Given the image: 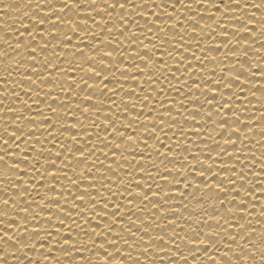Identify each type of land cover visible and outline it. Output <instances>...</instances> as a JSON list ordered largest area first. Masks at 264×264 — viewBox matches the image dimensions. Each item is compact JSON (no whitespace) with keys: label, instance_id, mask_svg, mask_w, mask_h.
Returning a JSON list of instances; mask_svg holds the SVG:
<instances>
[{"label":"snow or ice","instance_id":"obj_1","mask_svg":"<svg viewBox=\"0 0 264 264\" xmlns=\"http://www.w3.org/2000/svg\"><path fill=\"white\" fill-rule=\"evenodd\" d=\"M8 10L0 264H264V0Z\"/></svg>","mask_w":264,"mask_h":264},{"label":"bare ground","instance_id":"obj_2","mask_svg":"<svg viewBox=\"0 0 264 264\" xmlns=\"http://www.w3.org/2000/svg\"><path fill=\"white\" fill-rule=\"evenodd\" d=\"M17 0H2V3H0V8L5 7L6 5H10L12 3H16ZM15 22L17 26H19V18L17 17L16 13L14 10H8V15L4 16L2 13H0V26H2L5 30L8 28V24H11ZM2 34V33H0ZM75 43V41H74ZM264 51V50H262ZM211 67V65L209 66ZM43 95V93H41ZM259 95V94H258ZM259 107V105H257ZM193 140H195V137H192ZM262 149H257V152L261 151Z\"/></svg>","mask_w":264,"mask_h":264}]
</instances>
